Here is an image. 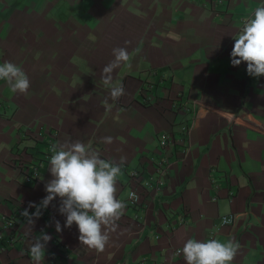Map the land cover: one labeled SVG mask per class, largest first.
Segmentation results:
<instances>
[{
    "label": "crops",
    "instance_id": "crops-1",
    "mask_svg": "<svg viewBox=\"0 0 264 264\" xmlns=\"http://www.w3.org/2000/svg\"><path fill=\"white\" fill-rule=\"evenodd\" d=\"M259 6L264 0H0V63L19 65L30 81L21 94L0 80V214L13 213L15 233L28 234L0 250V264H34L29 249L41 230L51 236L44 264H186L189 238L232 239L240 245L232 264H264V75L250 76L230 57ZM118 47L132 59L113 72L125 91L112 100L101 70ZM148 81L152 95L143 100ZM195 99L205 106L190 118ZM48 126L54 144L81 141L102 159L125 158L116 198L134 188L139 202L126 205L103 252L80 243L75 223L64 227L59 197L32 226L20 215L47 195L50 161L24 181L10 157L20 145H40L21 129ZM164 131L172 140L156 169ZM135 167L138 181L128 175ZM225 209L229 224L220 221Z\"/></svg>",
    "mask_w": 264,
    "mask_h": 264
},
{
    "label": "clouds",
    "instance_id": "clouds-1",
    "mask_svg": "<svg viewBox=\"0 0 264 264\" xmlns=\"http://www.w3.org/2000/svg\"><path fill=\"white\" fill-rule=\"evenodd\" d=\"M114 59L102 70L103 85L110 89L112 100H118L124 95L121 82H113V72L122 63L131 67L132 56L126 48L118 47L112 50ZM231 64L238 66L246 62L247 73L253 77L264 75V6L255 9L252 17L246 19L239 35L234 37L230 52ZM0 80L9 86L11 92L27 94L30 81L22 67L10 61L0 63ZM103 143L110 144L112 137L102 138ZM50 151L49 172L52 179L45 184L47 195L28 207H34L35 212L29 213L25 208L20 215L29 225H34L35 218L42 215V209L47 208L56 197L60 198L59 213L66 216L64 227L76 224L79 231V241L89 249L103 252L110 239V232L115 231L118 221L124 214L126 203L116 198L117 181L123 175L120 163L101 158L99 151L81 141L53 144ZM131 200H138L135 192H129ZM225 209L223 224H229ZM57 232L62 231L59 221H55ZM107 229V230H105ZM51 239L49 234L41 233L32 237L30 256L34 264H44L45 247ZM240 245L232 239L221 242L218 239L198 240L189 238L184 243L181 252L186 264H232Z\"/></svg>",
    "mask_w": 264,
    "mask_h": 264
},
{
    "label": "built area",
    "instance_id": "built-area-1",
    "mask_svg": "<svg viewBox=\"0 0 264 264\" xmlns=\"http://www.w3.org/2000/svg\"><path fill=\"white\" fill-rule=\"evenodd\" d=\"M147 87L142 88V98L143 100H149L151 97V92H149V86L151 85V81L147 82ZM192 105L190 104V118L192 116H196L199 112V107H204L205 102H203L200 99H195L194 101H191ZM195 104V106H193ZM180 106L184 108L185 110L188 109V105L185 102L180 103ZM191 121V120H190ZM189 121V122H190ZM190 124L181 123L179 125V131L185 133L187 131V128ZM56 129L52 126H48L45 129V133H43V130L40 129H29V128H23L20 130V137L24 139H30L33 142V146L38 142H40L39 146H35L33 150H27V144L20 145L19 152L14 153L10 157L11 164L17 169V171L20 173L21 178L24 181H34L37 177L39 169L44 165V163L50 161V157L53 154L50 149L51 146L54 144V138L56 137ZM172 140V135L168 131L161 132L159 134V137L157 138V145L159 152L163 154L157 155V160L154 162V167L157 169L160 167L161 164L165 163V152L163 151L164 147H166L167 143ZM183 139L179 138V142H182ZM129 177L134 180L138 181V179L141 177V169L140 168H130L128 170ZM150 177H148L145 180V183L150 184ZM158 180L155 183V188H157ZM129 192H135L138 196V200H131L128 196ZM139 193L134 188H129L126 191V194L123 198H120V200L124 201L126 205H136V203L139 202ZM15 211H19V208L15 209ZM225 213L220 215V221L223 223V217ZM227 215L230 219V222L233 218V214L231 212H227ZM18 225L14 219L13 213H1L0 214V250H6L11 243L16 241L18 238L22 239L25 236H28L27 233H21L17 234L18 232ZM19 233V232H18ZM140 264H143V261H139Z\"/></svg>",
    "mask_w": 264,
    "mask_h": 264
}]
</instances>
